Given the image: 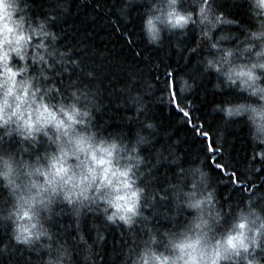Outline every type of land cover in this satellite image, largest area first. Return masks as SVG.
Masks as SVG:
<instances>
[{"label": "clouds", "instance_id": "9594fccd", "mask_svg": "<svg viewBox=\"0 0 264 264\" xmlns=\"http://www.w3.org/2000/svg\"><path fill=\"white\" fill-rule=\"evenodd\" d=\"M52 2L33 15L31 0H0V254L21 247L38 264H77L78 252L80 264H102L106 229L122 228L132 242L116 254L117 264H264V192L253 185L242 203L222 206L203 159L182 165L175 148L153 147L159 129L147 118L151 82L140 91L117 89L119 106L131 109L125 122L136 127L131 135L106 132L97 121L107 102L96 70L81 63L79 50L60 46L56 11L69 8ZM122 2L125 22L128 7L142 5L141 30L154 48L166 35L184 39L193 30L194 43L177 51L198 56L211 91L235 94L209 112L244 122L254 149L248 174L264 169V0H238L249 23L227 15L217 0ZM176 82L187 96L199 78ZM161 165L175 173L157 187ZM65 216L71 226L54 227ZM66 231L74 233L71 243Z\"/></svg>", "mask_w": 264, "mask_h": 264}, {"label": "trees", "instance_id": "16d2710c", "mask_svg": "<svg viewBox=\"0 0 264 264\" xmlns=\"http://www.w3.org/2000/svg\"><path fill=\"white\" fill-rule=\"evenodd\" d=\"M31 2L33 15H43L46 9L54 6L52 0ZM217 2L227 15L236 17L241 23H249L244 6L237 5L238 0ZM56 4L69 8L67 13L56 11L58 21L53 26L62 35L60 46L79 50L76 54L81 58V63L86 68L94 67L96 70V82L103 89L102 102H107L104 113L97 116V121L106 125V132L128 131L131 135L136 122H125L124 118L131 109L119 106L124 96L117 89L131 85L132 91H140L147 82H151V94L146 97L147 118L155 120L159 129L153 147L162 146L165 151L175 148L183 154L182 165L203 159L205 167L213 174L222 206L242 203L245 193L253 185L256 191L264 192V169L250 176L246 167L249 154L254 151L248 140L247 126L242 120L224 122L222 116L209 112L213 103L223 102L229 96L236 97L234 93L211 91L212 77L202 76L196 65L198 56L192 55L186 59L187 48L195 40L193 30H189L184 39L177 34L166 35L163 46L154 48L143 37L140 4L129 6L123 13L128 17L127 22L120 14L124 7L122 0H56ZM223 30L239 31L236 28ZM177 45L184 48L185 53L178 52ZM75 75L73 72V78ZM180 75L199 78L196 90L187 96L178 91L176 81ZM133 77H136L134 84ZM83 82L93 83L87 80ZM177 138L180 143L175 145L172 142ZM146 155L150 156L151 152L147 151ZM174 173L175 168L167 165L156 169L154 175L159 178L157 187H162L167 177L174 178ZM92 219H85V232L90 240L92 231L88 228V222ZM95 220L99 222L98 217ZM71 224V219L65 216L56 221L54 227ZM106 230L107 239L98 250V258L102 264H117L116 254L122 246H126V242L131 243L132 240L122 228ZM136 234L139 235V232ZM72 235L74 233L71 231L64 233L70 243ZM5 237L6 232H0V240ZM38 260L39 257L21 247H16L8 255L0 254V264H38ZM76 260L80 264L78 252Z\"/></svg>", "mask_w": 264, "mask_h": 264}, {"label": "snow or ice", "instance_id": "6c2138e0", "mask_svg": "<svg viewBox=\"0 0 264 264\" xmlns=\"http://www.w3.org/2000/svg\"><path fill=\"white\" fill-rule=\"evenodd\" d=\"M185 115H187V113H185ZM205 136H207V133H204ZM217 167H220V165H217Z\"/></svg>", "mask_w": 264, "mask_h": 264}]
</instances>
